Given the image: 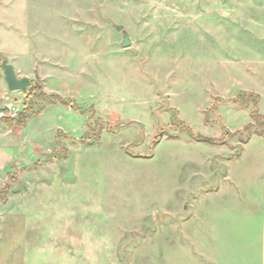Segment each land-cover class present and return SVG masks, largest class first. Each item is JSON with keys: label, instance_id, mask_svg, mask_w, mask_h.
<instances>
[{"label": "rangeland", "instance_id": "rangeland-1", "mask_svg": "<svg viewBox=\"0 0 264 264\" xmlns=\"http://www.w3.org/2000/svg\"><path fill=\"white\" fill-rule=\"evenodd\" d=\"M0 56L35 78L22 109L5 104L18 115L32 85L69 103L32 118L45 155L0 183L32 215L0 227L6 263L26 242L27 264H259L262 220L230 185L264 163L235 100L258 94L264 116V0H0Z\"/></svg>", "mask_w": 264, "mask_h": 264}, {"label": "crops", "instance_id": "crops-1", "mask_svg": "<svg viewBox=\"0 0 264 264\" xmlns=\"http://www.w3.org/2000/svg\"><path fill=\"white\" fill-rule=\"evenodd\" d=\"M8 59L9 62L14 66L19 78L28 77L31 81L35 79L32 74V71H27L26 68H21L19 66V62L13 61L11 57H9ZM43 92L47 96L61 95L56 90L50 92L43 90ZM14 97L21 99L22 102L19 103V108L22 109L24 104L23 102L24 94L20 92L11 93L8 90V87L4 82V78L1 71V65H0V109L4 108L7 102H11L12 101L11 98ZM13 105H15V103H13ZM16 105L18 106V104ZM49 106H53V105H47L45 110H47ZM43 114L39 116V118H41ZM31 120L29 121L26 127L20 129L9 128L3 124H0V183L7 182L8 176L11 173H17L18 177L24 176L23 178H26L28 174L27 172L30 170L29 168L31 166V163L35 164L36 162L40 161L41 158L45 155L44 146L42 144L43 142L42 137L44 133L47 132L48 126H46L43 122L38 121L36 125L37 127L30 128ZM56 126L60 127V125H56ZM254 136H258V135H253L248 143H250L253 140ZM259 137L264 142V136H259ZM258 155L259 154H256V157ZM261 157L264 161V151ZM261 164L262 166H258V171L255 173V182L253 183L254 185L251 186L248 189V191L242 187L233 186L234 184L230 185L232 187V194H233L230 200H233L234 202L238 203L242 208H246L248 206L251 217L257 220L258 219L262 220V231L260 238L262 244H261V255H260L259 264H264V167H263L264 163L261 162ZM229 178L230 177L228 174L225 181L231 182V179ZM23 202L24 201L16 200L13 196H11L9 198V201L5 203H0V220H1L0 227L4 228V224L7 218L10 219L13 216H15L14 218H17L20 216L14 210L22 209L24 208V206L27 207L28 203H23ZM20 217L23 220L27 221V219L32 217V215L25 212L23 216ZM3 238H4V234L1 231L0 246L2 245ZM25 246H26V242L24 243V248ZM24 248H23L24 255L22 252V257L17 264H27V258L25 256L26 248L25 249ZM12 262L13 260L11 258H8L6 263L4 256L0 252V264H12Z\"/></svg>", "mask_w": 264, "mask_h": 264}, {"label": "trees", "instance_id": "trees-1", "mask_svg": "<svg viewBox=\"0 0 264 264\" xmlns=\"http://www.w3.org/2000/svg\"><path fill=\"white\" fill-rule=\"evenodd\" d=\"M29 91L36 92L37 96L35 95L33 98L29 99L25 105V108L21 113H19L17 119H9V118H3L0 119V124H3L9 128H15L20 129L27 126L29 121L33 117H39L41 116L47 105H56L58 103L64 104L66 106L69 105V103L61 98L60 96H47L45 93L42 92L40 87H36L35 85L31 86V89ZM236 102L241 105L243 109H249L250 110V117L253 121H255V125L249 124L245 127V131L249 134L248 138L244 141V143H248L250 140V137L255 134L258 136H264V116L260 114L258 107L260 104V96L258 94L252 93V92H240L236 97ZM71 105V104H70ZM72 107L75 110H78V108L75 105H72ZM215 109V108H214ZM213 109V110H214ZM212 110V112H214ZM207 115V123H209ZM180 124H176L175 126H178ZM182 127V125H180ZM183 132L189 133L192 138L199 142L208 143L210 145L214 146H227L228 145V138H231L229 136V133L225 127H222V131L224 132L225 136H222L221 138H206L200 135H196L192 132L189 128L182 129ZM254 131V132H253ZM92 132L85 135V137H90V134ZM93 134H96L95 131H93ZM240 135V134H239ZM96 138L98 140V135H96ZM59 141V139L57 138ZM18 182L17 174L11 173L8 176V180L6 183L5 191L11 192V185H15ZM7 193V195H8ZM2 200L6 201L5 198H2Z\"/></svg>", "mask_w": 264, "mask_h": 264}, {"label": "water", "instance_id": "water-1", "mask_svg": "<svg viewBox=\"0 0 264 264\" xmlns=\"http://www.w3.org/2000/svg\"><path fill=\"white\" fill-rule=\"evenodd\" d=\"M118 31L123 32V42L121 46L123 48H130L132 46V41L130 35L127 31L123 30V27H117ZM2 60L1 68L3 70L4 82L11 93H24L29 89L31 80L28 77L19 78L14 66L9 62L7 57H1Z\"/></svg>", "mask_w": 264, "mask_h": 264}, {"label": "built area", "instance_id": "built-area-1", "mask_svg": "<svg viewBox=\"0 0 264 264\" xmlns=\"http://www.w3.org/2000/svg\"><path fill=\"white\" fill-rule=\"evenodd\" d=\"M14 105L12 103H8L5 106L4 112H0V117H9L10 119H17L18 117V110L14 109Z\"/></svg>", "mask_w": 264, "mask_h": 264}]
</instances>
